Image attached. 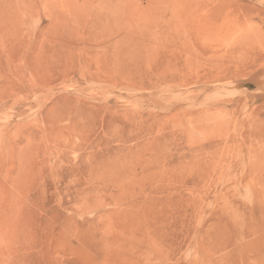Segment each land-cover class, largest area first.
<instances>
[{"label": "rangeland", "instance_id": "obj_1", "mask_svg": "<svg viewBox=\"0 0 264 264\" xmlns=\"http://www.w3.org/2000/svg\"><path fill=\"white\" fill-rule=\"evenodd\" d=\"M0 264H264V0H0Z\"/></svg>", "mask_w": 264, "mask_h": 264}]
</instances>
